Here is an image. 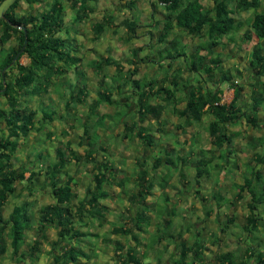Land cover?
<instances>
[{
    "label": "trees",
    "instance_id": "16d2710c",
    "mask_svg": "<svg viewBox=\"0 0 264 264\" xmlns=\"http://www.w3.org/2000/svg\"><path fill=\"white\" fill-rule=\"evenodd\" d=\"M2 1L0 0V3ZM46 1L48 0H17L6 10L4 19H0V52H3L0 53V122L4 121L7 126V136L4 137L3 133L0 134V257L7 250L3 240V236L6 235L11 247V257L15 264H20L24 257L35 261L41 250L40 242H47V231L54 229L56 240L51 243L46 252L51 258L53 257L51 264H76L80 259L90 263L92 256L81 248V241L90 234L83 232L80 227H85L87 223H97L100 226L105 220V212L100 202L108 198V193L103 189V185H114L113 182L119 176L116 175L108 161L96 164V172L91 176L93 189L87 188L86 196L74 202L77 199L73 190L76 183L72 177H67L63 181L61 170L70 160L78 163H81L82 158L84 163L88 160H96L93 155L97 151L95 147L97 141L88 134L89 131L85 127L78 144L83 146L86 140L89 141L84 156H74L68 142L66 144L68 153L59 148L56 149V163L48 169L41 166L37 172L30 170L24 164L15 166V160H13L17 150L16 139L26 137L30 131L35 130L36 114L24 109V106L21 105L22 98L46 94L53 76L67 73L79 62V59L73 56L75 40L70 38L69 29L64 24L66 7H70L74 13L72 18L74 26L87 19L92 11L90 7L92 0H49L47 10L28 15L16 13L20 2L34 5ZM137 1L126 0V7L133 9ZM211 1L213 6L206 9L200 0H149V5L152 8V23L155 26L161 24V30L156 40L160 47L153 46L157 49L158 59L159 61L168 60V66H171L174 59H181L184 69L188 73L187 77L181 78L180 71L176 70L172 76L165 80L169 86L163 87L164 81L163 86L158 88L159 81L156 78L133 79L136 72L133 70L127 74L132 78L130 81L133 90L131 96L136 97L138 120L131 124L124 122V139L130 137L134 129L137 128L135 136L148 149H154L157 136L151 132L152 129H146V126L141 124L145 123L146 117L159 121L165 110L163 101L174 106L183 101L184 109L180 115L190 124L191 122H201L205 115L210 116L206 127L211 145L208 151L217 154L218 161L210 165L212 166L210 170L206 169L207 164L212 162L210 158L204 161L199 159L195 164H190L193 165L195 171L196 185L199 184L201 177L209 176L210 178L212 172L223 171L228 163V158L233 155V138L229 134V127L240 124L242 120L256 130L264 127V123L261 124L258 120L259 112L264 113V109H261L264 102V47L261 46V42H264V10H260L262 0ZM250 9H253V15L246 21L247 28L242 35L243 41L256 42L247 60V73L252 82L249 83L251 100L249 107L247 104H241L243 87L234 80L235 76L230 69L222 68L220 55L218 53L215 56L207 55L215 48L224 46L221 42L223 38L228 41L234 40L232 34L237 32L243 24L237 20L238 13L240 11L248 12ZM159 10L163 12L162 19H154L155 11ZM112 21L113 15L108 14L92 26L95 42L101 40ZM121 25L126 27L132 35L139 27L135 21L127 19L122 21ZM18 27L25 28L26 43H24V32ZM175 28L181 34L201 39V41L189 48L182 41L181 35L173 33ZM12 37L16 38L17 48L8 47L4 50L3 47ZM151 45L153 44L151 43ZM153 47L152 49H154ZM138 51V49H133L132 54L137 56ZM22 56L28 59L26 65L19 61ZM140 61L157 64V62L149 60V57L142 58ZM111 65H114L117 74L121 75V64L109 57L100 58L93 66L95 70L101 71L104 67ZM215 70L218 71L219 76L213 80L216 74L212 73ZM235 70L239 69L235 68ZM105 77L103 76V81ZM178 79L181 80V84ZM223 85H227L233 90V97L227 104L222 102ZM72 88L71 97L75 95L77 101H81L82 96L85 95L86 86L80 83ZM180 93L184 94L183 99L177 98ZM101 94V103L113 104L110 100V87L104 88ZM1 99H4L7 109L3 108ZM152 100L153 103H151ZM89 115L95 116L93 110ZM115 115L119 116V114ZM49 117V114H45L43 119ZM106 118L112 117L99 116L97 118L99 125L103 126ZM154 131L159 134L164 130L162 127H157ZM256 140L259 143L254 140L252 146H261L263 152L261 154L253 153L251 160L246 164L247 173L242 177V183L233 184L236 190V199L247 198L248 213L245 222L240 225V238H238L243 253L240 254L236 249L217 253L210 251L212 253L210 264H264V243L259 244L262 236L264 237V173L257 170L258 165L264 168V137ZM186 143L188 142L184 141V144ZM162 162L167 165L168 171L165 175L169 174L167 178L170 179L174 172L169 167L170 165L174 166V163L168 154L165 157H155L152 166L156 170ZM252 163L253 166H251ZM41 171L44 174V183L52 189L54 201L41 209L36 224L37 235L29 244L27 251H24L21 248L24 245L25 233L33 223L27 204L15 206L7 219L3 217V208L8 202V198L15 192L17 183L27 182L26 187L31 188V182L36 175H40ZM25 173H28L27 178L24 176ZM135 182L137 192L130 197L131 203L137 205L135 216L129 219L130 225L112 226L109 231L111 236H122L124 241L102 240L112 246L114 259L117 260L116 264H151L154 259L152 253L155 250L157 251L155 264H165L163 262L166 261L162 260L163 251L169 249L170 246H173V255L177 256L176 260H172V264H206L204 263L206 256L203 251H209V249L205 246L204 240L200 238V233H195L194 226L186 228V231L191 235L189 238H185L181 233L176 235L163 233L158 227L156 232L150 235L146 248L141 246L140 237L148 233L151 223L148 215L149 207L140 206V204L150 195L153 186L145 178L143 172ZM163 182L164 184L159 183L162 188L169 183L167 180ZM116 185L123 187L124 183L119 182ZM218 195L219 193L212 192L210 197L218 207L221 204L231 205V200L228 199V201L227 198L224 199L223 196L219 195V197ZM173 209L171 208L166 216L173 217L175 215V209ZM206 210L208 209L205 208V212L208 213L209 210ZM166 223H169V220ZM233 223V216L227 217L224 222H218L219 230L217 233H211V244L218 245L222 240V234L233 235L234 232L228 231L229 225ZM242 237L245 240H242ZM170 262L171 260H167L168 264Z\"/></svg>",
    "mask_w": 264,
    "mask_h": 264
},
{
    "label": "rangeland",
    "instance_id": "374dc122",
    "mask_svg": "<svg viewBox=\"0 0 264 264\" xmlns=\"http://www.w3.org/2000/svg\"><path fill=\"white\" fill-rule=\"evenodd\" d=\"M49 0L42 4H34V5H28L24 2H20L16 9V13L18 15H28L29 13L35 14L37 12H41L43 10H47ZM146 4V0L144 1ZM201 2H205L201 0ZM144 4V3H143ZM93 10L94 12L89 15V17L83 21L80 24H77V26H74L76 29H78V32H80L79 35H77L79 42H81V46L85 47L84 54L90 55L89 57L96 54L95 50H100V44L104 42V44H109L112 46L111 48V56L113 59H118V61L122 66L124 63L121 62L123 59L128 58V49L129 45L132 48H129V51L134 48V45H131L128 43L125 38L121 39L126 34L120 35V33L116 30V27H120L121 22L124 21L122 18L125 16H129L130 9L126 7V0H92ZM230 5V3H229ZM251 10V9H250ZM148 12H150V20L152 15V8L150 7L148 9ZM156 15L154 19L160 20L162 19V11H155ZM90 14V13H89ZM108 14L113 15V21L111 24H109V28L107 29L104 36L101 38L100 41L95 42L93 39L90 40L92 36L91 27L97 23L98 20L102 19V16H106ZM252 11L245 12L241 14L239 17L237 16V19L243 20L242 21V28L238 30V32L233 33L232 36L234 38L233 41H228L226 38H223L221 42L224 44L222 47L219 46L215 48L214 50L208 52L209 55L207 56H215L217 53L220 55L222 59V68L223 69H230L231 72L234 74V80L238 82L243 87V91L241 92V98L240 102L242 105L247 104L249 106L251 100H250V89H249V83H252L249 79V74L247 73V67H248V58L250 57L251 50L253 48L254 42L253 41H243V31L247 28L246 21L249 19V16H252ZM73 11L70 9V7L67 6L65 11V17H64V24L66 26H72V18H73ZM121 20L120 24L119 21ZM152 22V20H151ZM123 28V26H122ZM125 28V27H124ZM149 31L144 32L141 27L136 32L135 36L131 38V40L138 44V46L144 48V44H153V46H157V48L160 47V45H157V34L161 30V24L158 26H155L152 23V26H149ZM175 35L179 34L182 37V41L187 45V47L191 48L194 44H197L201 41V39L198 38H192L188 37L185 34H181L179 30L174 31ZM128 35V34H127ZM76 39V36H75ZM126 41V42H125ZM220 42V44H222ZM8 47H14L17 48L16 38L12 37L10 41L3 47L4 50ZM108 47L106 46V49ZM102 50V49H101ZM3 53V52H0ZM107 53V52H106ZM206 54V53H204ZM120 56V57H119ZM142 56V54H141ZM140 58V57H139ZM139 60V59H138ZM20 63L25 64L26 58L25 56H22V58L19 60ZM144 63V62H142ZM128 67L127 63L123 66V68ZM236 66V67H235ZM114 65H111L110 68H106L107 74H116V69H113ZM137 67L141 70L144 68V64H139ZM235 68H238L241 72L234 71ZM150 69V68H149ZM171 71L172 73L168 74V77L172 76L173 73L176 72V70L181 71L184 69V64L181 62V59H174L171 63ZM7 70V69H5ZM115 70V71H114ZM111 71H114L111 73ZM124 74V72H122ZM143 74V73H141ZM144 73L142 77H152V74L150 72V75L147 76ZM182 74V71H181ZM215 75L213 80H216L219 76V73L217 70H215L213 73ZM141 80V79H140ZM108 82V81H107ZM167 81H165L166 83ZM164 83V82H163ZM110 84V82H109ZM168 84V82H167ZM211 84V83H210ZM166 85V84H165ZM204 86V84H202ZM107 84L103 87L106 88ZM127 84L125 85V82L123 83V88H126ZM169 86V85H168ZM212 86V85H211ZM127 89V88H126ZM223 95H222V102L228 103L232 97L233 93L232 90L227 85H223ZM125 96V95H124ZM27 102V101H26ZM38 101L32 99L29 101L30 107H34L35 104H37ZM1 104L3 105L4 109H7L5 105L4 99H1ZM251 106V105H250ZM249 106V107H250ZM59 111V106L56 107ZM169 110L171 107H168ZM264 109V102L262 103V108ZM52 110L48 108V112L50 113ZM57 114V113H56ZM167 122L172 125H177L175 128L170 126V130L168 129L169 126L163 127L164 133H160L162 136L161 138L155 140V148L154 149H143L142 147H134L132 152H130V158L132 159V156H136L137 150L142 149V158L146 157L149 162L148 167V181H150L151 185L154 189H161L162 187L159 186V183L167 180L170 183L166 185L164 188L168 189L169 194L167 195L170 199L174 200L176 198L175 191L181 190V196L184 198V204L182 205L184 208L177 202L176 204H170L169 201L166 198H163L164 196L160 197L155 202H153L152 215L150 216L151 221V227L148 229V237L146 236L147 233L143 234L141 237V246L144 243H148L150 235L154 234L156 232V228H161V232L163 233H169L171 234V231L176 224L180 225L183 222L180 220L182 217L178 218L176 220V217L174 219V224H166V226L163 223V219L169 218V216H166L167 212L169 213L171 208H174L176 213V209L179 211V213H185L183 215V219L187 217L188 219L192 220V224L195 227V230H199V232H203V234L206 236V240L210 238L209 232H212L215 230L216 225L212 218H208L206 216V230L204 227L201 226V224L195 225L196 222L199 221L197 217L199 214L206 215L205 213V207H209L208 210H211V212H216V216L218 215V218H221L220 222H224L227 217H234V223L229 225L228 231L234 232L232 235V240H225L226 244L223 242L224 240H221L218 245H213L209 243L207 245V248H211V252H222V251H228V250H234L236 249L237 252H240V254L243 253V249L241 245L239 244V231H240V225L245 222L246 214L248 213L246 202L247 198L244 200H238L236 199V190L234 189L233 184H241L242 183V174L245 170V163L249 160H251L252 155L254 152L262 153L263 148L261 146H252L253 142L259 143L257 138L264 137V127L260 128L258 130L251 128L249 125L243 122V120L240 122V124H237L235 126L229 127V134L232 135L233 138V145H232V153L233 155H230L228 158V170L234 168L236 165L238 167V171H234L233 173L230 171H216L217 173H211V176H204L199 179V184L196 185L195 183V171L194 168L190 165L191 163L197 162L199 159L201 161L207 160L208 158L211 159L212 162H209L206 166V169H211L214 162H217L218 159L216 158L217 154H213L212 152L208 151L211 148L208 134H207V123L210 120L209 115H205L201 122L195 123L191 122V124H186L182 119L176 115V113H171V110L167 113ZM59 115V114H57ZM83 115H81L79 112H76L74 114L71 113V118H73L71 121H69V124L63 125L61 121H55L53 124L47 123L46 127L44 126L45 123H41L40 129L37 131H30L29 134L26 137H20L17 138V150L15 154V166H20L21 164L24 166H28L30 170H37L40 168V166L37 163L38 155L43 159V166L46 164H50L49 161L51 159L50 156L54 154L53 148L56 146H60L61 150L66 151L68 153V150L66 149V144L70 143V150L73 152H76L77 155L84 156V148L77 145L75 142L78 140L79 134L83 133L82 130L74 129L75 126H78V123L73 120L81 119ZM259 116V122L261 124L264 123V113L258 114ZM66 117H69L66 116ZM95 117V116H94ZM87 122V121H86ZM89 122V121H88ZM167 123V124H168ZM6 124L5 122H0V134L3 133V136L6 137ZM177 128V130H176ZM107 129V128H106ZM155 128H152V133L156 136V133L154 131ZM90 132V131H89ZM158 134V135H160ZM50 135V136H49ZM158 138V137H157ZM174 139H178L177 141H174ZM188 143L184 144V140ZM192 139V140H191ZM255 140V141H254ZM105 141V140H104ZM73 144V145H72ZM72 145V146H71ZM131 145V144H129ZM136 146H141V144L138 142H135ZM172 145V147L170 146ZM143 146V145H142ZM118 146V151H119ZM130 148V147H129ZM174 149V150H173ZM166 151V152H165ZM84 153V154H83ZM169 155L172 159L174 166L170 165L169 169L174 172L173 177L168 179V175H165L167 173V165L161 164L158 169L153 168V161L154 158L157 156L165 157V155ZM110 154L108 152H104L105 157H109ZM99 156V155H98ZM97 155L95 156L97 160L100 159ZM53 157V156H52ZM125 157V156H124ZM204 157V158H203ZM206 157V158H205ZM113 161V160H111ZM116 161V160H115ZM232 161V162H231ZM83 162V158L81 163L73 162L71 164H68L65 168L67 173H65L66 177H68L69 174H73L74 180L76 178V186L74 187V192L76 193L78 198H84L86 195L87 188L93 189V181L91 179V165L90 163L87 164ZM185 163V164H184ZM127 164V163H125ZM148 165H146L147 167ZM165 168H164V167ZM253 166V163L251 164ZM132 167H136L135 164H132ZM163 167V169H161ZM227 167V165H226ZM225 167V168H226ZM234 170V169H232ZM257 170H260L262 173H264V168L261 167V165H258ZM134 172V171H133ZM211 172V171H210ZM134 174V173H133ZM24 176L27 178L28 173H25ZM183 176V177H182ZM63 181L66 180V177L63 175ZM119 179V177H118ZM117 182V180H115ZM113 182L116 184V182ZM124 181V180H122ZM136 181V180H135ZM132 185L131 183L127 185L130 187H136L135 182ZM27 182L24 183H17L16 184V190L15 192L8 198V202L6 203L5 207L3 208V217L4 219H7L9 217V214L14 209L15 206L21 205L23 203L27 204V209L29 214L32 217L33 223L31 224L30 229H28L25 233L24 238V245L21 248V250L27 251V248L29 244H31L32 240L37 235L36 230V220L40 216L41 209L46 206L47 204L52 203L54 200L52 198V189L44 183V174L43 171L40 172V175H36L31 182L32 185L31 188H27L26 186ZM125 186V185H124ZM129 187V188H130ZM110 188L114 189L112 197L108 198L104 201L106 206L108 207L109 211H105L106 221H103L100 226H98L97 223H87L86 226L80 227L83 232H87L90 235H88L83 241H81V248L88 252L90 256H92L91 262L88 263L84 259H81L78 261L77 264H116L117 260L114 259L113 256V249L112 246L109 245L106 240H114L113 237L109 233L110 226H114L115 221L118 220L119 217H123V220L129 223L128 220L130 219L129 211H133L137 208L136 204L131 203V199L129 196L124 195L122 198L123 202H126L128 207H124L122 203L119 204L118 198L116 201H112L111 199L114 198L116 188L115 186H110ZM153 190H151L152 192ZM164 191V190H163ZM195 191H201V196H198L195 194ZM218 192L220 196H223L226 200H231L232 203L226 209L219 210L218 206L215 204V202L210 198L212 192ZM160 192V191H159ZM218 195V196H219ZM219 196V197H220ZM246 197V195H243ZM206 197V198H205ZM78 198L74 201L76 202ZM155 197L153 196L152 200ZM205 198V199H203ZM171 200V201H172ZM228 200V201H229ZM210 203V205H209ZM74 204V203H73ZM122 204V205H121ZM198 210H196L197 208ZM204 207V208H203ZM206 207V208H207ZM195 208V209H194ZM173 209V210H174ZM172 210V211H173ZM203 210V211H202ZM198 211V212H197ZM156 212L158 217H160V221L156 215ZM203 212V214H202ZM199 213V214H198ZM179 217V216H178ZM123 220H121L123 222ZM162 223V225H161ZM199 223V222H198ZM114 224V225H113ZM159 225V226H158ZM171 225V226H170ZM202 227V228H201ZM176 229V228H175ZM204 229V231H202ZM186 230V229H185ZM219 229H217L218 231ZM182 231V232H181ZM180 233L185 238L191 237L190 233L187 231H183V228H180ZM47 236V242H40V253L38 254V258L34 261H30L27 257H24L21 259L20 264H51L53 261V257L51 258L46 252L49 250L51 243L56 240V231L54 229H49L46 233ZM4 244L6 246V253L3 254L0 257V264H15L11 257V247L9 244V239L6 235L3 236ZM234 240V241H233ZM242 240H245L244 237H242ZM205 241V240H204ZM264 237L262 236V240L259 244H263ZM104 242V243H103ZM241 242V241H240ZM142 250V249H140ZM143 251V250H142ZM173 251L172 246L169 247V249L163 251L162 259L166 262H163L165 264L167 263V260H171V257L167 255L168 252ZM209 252V251H208ZM211 252L207 253L206 256V264H210L211 260ZM57 256V255H55ZM153 256V264H155V257H157V251L155 250L152 253ZM209 261V262H208Z\"/></svg>",
    "mask_w": 264,
    "mask_h": 264
},
{
    "label": "crops",
    "instance_id": "0c3cea01",
    "mask_svg": "<svg viewBox=\"0 0 264 264\" xmlns=\"http://www.w3.org/2000/svg\"><path fill=\"white\" fill-rule=\"evenodd\" d=\"M144 1L145 0H138L135 4L134 8L130 9L131 13L129 14V16L127 15L126 17L124 16L122 18V20H124V19L130 20V21L133 20L137 23V26H139L136 29L134 36L140 27L144 32H147V31L150 32L149 26L152 25V22L149 18L150 12H148V9L150 8L149 0H146V4ZM202 1H204V0H202ZM200 2H201V0H200ZM201 3L204 5V7L206 9H210L213 6L211 0H205L204 3L203 2H201ZM90 7H91L92 11L89 15H91L94 12L92 1L90 2ZM260 10H264V0H262V6H261ZM249 11H252V13H253V9H251ZM243 13H245V12L240 11L238 13V17ZM103 16H102V19H103ZM249 18H250V16H249ZM101 20H98L97 22H99ZM237 20H240L241 23L243 21V20H241V18L237 19ZM71 22H72V20H71ZM120 22H121V20L119 21V24H120ZM75 26H77V25H75ZM66 28L69 29L70 38L75 40L74 41V44H75L74 50L75 51H74L73 56L77 57L79 59L78 64H76V66H73L72 69L68 70L67 73H64L62 75L53 76L51 84L48 87V92L46 94H38V95H34V96H25L24 98H22V101H21L22 104L21 105L24 106V109L26 111H33L36 114L35 123H34V128H35L34 131H37L38 129H40L41 123H45V125H44L45 127H46L47 123H49L51 125L55 121H61V122H63L62 123L63 125H65V124L68 125L69 124L68 120L71 121L73 119V118H71V113L74 114L76 112H79L81 115H83L81 119L73 120V122L76 121L78 123V126H75L74 129L82 130V128H83V130H84V128L86 127L88 129V131H90L88 134L97 141L96 146H95L97 151L93 155V157L96 160H88V162H87V164L90 163V165H91V169H92L91 170V176L93 173L96 172V170H95L96 164L97 165L103 164V163H105V161H108L109 165H111V167L113 168L116 175L119 176V179L118 178L116 179L117 182L115 181L116 184H118L119 182H123L125 185V186L123 185V187H119L118 185L114 184L117 191L114 192L116 196H114V198L111 200L116 201L117 197H119L118 201L120 204L123 202L122 198L124 195H126V196L128 195L130 198V197H132L133 194H135L137 192V188L130 187L131 185L127 187L128 184L131 183L133 185L136 178L138 176H140V174L142 172L145 173V178L148 179V176H147L148 172L147 171H148V167H149L148 159L146 157L142 158V156H141L142 155V149H140V148H139V150H137L136 156L135 155L132 156L133 160H131V158H130L129 153L132 152L134 147H136V149H137V147H142L145 150H146V148H148L138 139V137L135 136L136 132H137V128L134 129V131L132 132V135L130 137H128L127 139L123 138L124 122L131 124V123H136L138 120V116H137L138 106L135 105L136 97L133 95L131 96V92H133V90L131 88V82L130 81L132 78L138 79V80L142 79L143 78L142 75L144 73H146L145 75L149 76L150 72H151V73H153L152 78H156L157 81H159L157 83V87L159 88V87L163 86V82L168 77V74L172 73L171 71H173V70L171 69V66L167 65L168 60L159 61L158 55L156 52L157 49L155 47H153V45L147 43V44H144V48L138 46V44L136 45V43H134L130 38L131 36H133L132 33L128 32L126 27L124 28V26H123V28H122V26H120L118 28L116 27V30L120 33V35L126 34L121 39L125 38V40L127 41L128 38H130L128 40V43H130L131 45H134L133 49L139 50L137 52V56H134L132 54L133 49H131L129 51V48H132L129 45V48H127L128 49V58L121 60V62L124 63L123 66L125 65V63H127V65H128V67L126 66L125 68H123V66L121 65L122 66V72H124V74L121 73V75H120V74H117V72L115 74V72H114L115 70H114V71H111V73L114 72V74L108 75L106 72V68H110V66L104 67L101 71L95 70L93 65L96 64L100 60V58H105V57L112 58L111 51H110L112 46H110L108 43L104 44V42H103L102 44H100L101 45L100 50H97V51L95 50L96 54L89 57L90 55L84 54V52H85L84 48L85 47L81 46V42H79V40H77L78 39L77 35L80 34V32H78V29H76L73 24H72V26H66ZM240 28H242V27H240ZM0 30H1V26H0ZM175 30L177 31L176 28L174 29V31ZM91 31H92V29H91ZM244 31H243V33H244ZM158 34H159V32H158ZM75 36H76V39H75ZM92 39H93V32H92V36H91L90 40H92ZM255 43L256 42H254V44ZM106 46L108 47L107 49H106ZM151 46L154 49H152ZM261 46L264 47V42H261ZM141 54H142V56H141ZM146 57H149V60H153V61L157 62V64L146 63V61L144 63H142V61H140V59H142V58L144 59ZM113 60L118 61V59H116V60L113 59ZM26 61L27 62L24 65H26L28 63V59H26ZM147 61H148V59H147ZM139 62L141 64H144V68L141 70L137 67ZM112 68L115 69V67H112ZM132 70L136 71V72H135V76L130 78V75H127V74L132 72ZM181 71H182V74H181ZM181 71H180V77L181 78L188 76V73L186 71L185 72L183 70H181ZM141 73H143V74H141ZM103 76H106L104 78V81H103ZM120 76H122L121 79H119ZM109 82H110V84H109ZM124 82H125V85L127 84V86H126L127 89L123 88ZM178 82L180 84L182 83L180 79H178ZM80 83H82V85H85L86 89L84 91L85 95L82 96L81 101H77V99H76L77 97L75 95L73 97H71V92L73 91L72 86H74L76 84H80ZM106 84H107L106 87H110V100L113 102V104H111V105H109L108 103H101L102 102L101 101V99H102L101 93L104 91L103 86ZM165 84L163 87L167 88L168 87L167 82ZM232 93H233V90H232ZM161 96H163V94H161ZM177 98L183 99L184 94H182V93L178 94ZM32 99L38 101L37 104L34 105V107H30V105H29V101ZM66 102H67V106H66ZM151 103H153V100L151 101ZM163 104L165 105V110L162 114V117L159 119V121H154V120L150 119V117H146L145 123H143L141 125L146 126V129H150V130L152 128H157V127H160V128L162 127V130H164L163 127H166L167 125L169 126V128H168L169 130L171 129L170 126L175 128L177 125L169 124L166 120L168 117L167 113L170 110H171V113H173V114L176 113V115H178V117L180 119H182L184 122H186V124H188V125L190 124L189 122H187L185 120V118H182V116L180 115L184 109V102L183 101L176 104L175 106L172 104H167L166 101H163ZM127 105H129V106H127ZM250 105H251V102H250L249 106ZM58 106H59V109L61 111H59L58 108L56 109V107H58ZM168 107H171V109L169 110ZM48 108H50L52 110L50 113L48 112ZM91 110H93V113H95V117L89 115ZM56 113L59 115H57ZM45 114H49L50 119L49 118L43 119ZM115 114H119V116L116 117ZM68 115H69V117H66ZM102 115H105V116L107 115V116L112 117V118H106L103 122L104 123L103 126L99 125V122L97 121V118L99 116H102ZM176 130H177V128H176ZM162 135L161 134L158 135V133L156 134L158 139L161 138L160 136H162ZM81 136H82V134H79L78 140L75 142L77 145L80 142ZM177 140L178 139H174V141H177ZM183 141H185V139ZM88 142L89 141L86 140L85 144L83 146H81L84 148V153L88 149ZM135 142L136 143L139 142L141 144V146H136ZM129 144H131V145H129ZM118 146L120 147L119 151H118ZM170 146L172 147V145H170ZM58 148L61 149L60 146H56L53 148L54 154L52 155L53 157L50 156L51 157V159L49 161L50 164H46L43 166V164H42L43 159L40 157V155H38V159L36 160L38 165L40 167L43 166L45 169H48L51 166H53L56 163L55 150ZM104 152H108V154H110L109 157H105ZM96 155L97 156L99 155L98 156V157H100L99 160H97V158L95 157ZM74 156H79V155H77L76 152H74ZM111 160H113V161H111ZM248 161L245 163V165L248 163ZM73 162H75V161L70 160L68 163H66V166L68 164L73 163ZM76 163H78V162H76ZM125 163H127V164H125ZM228 163H229V161H228ZM228 163H226L227 167L224 169V172H226L228 170L227 169L229 166ZM132 164H135L136 167L135 168L132 167ZM162 164H164V163L162 162ZM146 165H148V166L146 167ZM66 166H65V168H66ZM163 167H161V169H163ZM158 168H159V166L157 167V169ZM246 168L247 167H245V170L242 174V177L245 176L247 173ZM257 168H258V166H257ZM232 169H234V170H232ZM232 169H229L228 171H230L232 173L236 170L238 171L237 165ZM61 172L63 173L62 176L64 175L66 177L65 173H67V171L65 169H62ZM68 177H72L73 181L76 183V181H75L76 178L74 180L73 174H69ZM122 180H124V181H122ZM169 183H167L166 185H168ZM110 186H113V184L103 185V189L108 193V198H110V196L112 197V194L114 191V189L110 188ZM151 190H153V191L150 192V195L146 198V200L144 202H142L140 204V206L149 207V210H150L148 212L149 216L152 215V213H150L152 211L151 205H153V202H155L157 200V198L159 199L162 196H164L163 198H166L167 200L169 199L170 204H176L178 202L180 204V207L184 204V201H185L184 198L179 196L181 193L180 189L178 191H175L176 198H174V200L170 199L167 196L169 194L167 188H161V189L152 188ZM195 192H196L195 194H197L198 196L202 195L201 191H195ZM214 192L218 193L216 191H214ZM153 196L155 198L152 200ZM108 198L103 199L100 202L102 204L101 206L103 207L104 212L109 211L108 207L104 203V201L107 200ZM205 198H203V199H205ZM81 199H83V198H78V200H81ZM122 204L124 205V207H126L128 205L126 202H123ZM246 204H247V202H246ZM209 205H210V203H209ZM228 206H229V204H226V205L221 204L218 208L221 211L223 209H226V207H228ZM183 208L185 211V207H183ZM136 209L134 210V214H133L132 210L129 211L130 218L135 216ZM177 209H176V213H175V215H173V217L163 219V223L165 225L166 224L169 225V224H174L173 218L176 217V220H177L178 218L182 217V219L180 220V222L181 221L183 222L182 224H180V225L176 224L175 226L170 225L171 227H174L171 231V234H174V235H176L177 233H180V228H183V231L185 232L186 231L185 229L187 227H192L194 225V224H192L193 219L190 220L187 217H185L183 219V215H185V213H183V214L179 213V211ZM206 209H209V207H207ZM196 210H198V208ZM206 211H208V210H206ZM216 212H213V211L211 212V210H209V212L208 213L205 212L206 215H203V216L198 213L199 216L197 217V219H199V221H198L199 223L196 222V224H195L196 226L198 224L203 223V224H201V226L205 228L206 224H207V223H205L206 222L205 218L207 216L208 218H212L214 220L215 225L217 227V228H215L214 231L209 232L210 238L207 240H206V236L203 234V232L201 233V232H199V230H195V233L199 232L200 238L202 240H205L204 242L206 244L205 245L206 247L212 241L211 240L212 239L211 233H217L218 232L217 231L218 222L221 221V218H218V216H216ZM202 214H203V212H202ZM118 220H120V221L119 222L115 221L114 222L115 225L113 224L116 227L122 226V225H130V223L127 224V222L123 220V217H121V218L119 217ZM121 220H123V222ZM160 220L161 219L159 218V221ZM167 220H169V223H166ZM104 221H106V216H105ZM36 222H38V219L36 220ZM150 223H151V221H150ZM161 225H162V223H161ZM168 225H166V226H168ZM109 228H112V226H110ZM194 229H195V227H194ZM205 230H206V228H205ZM202 231H204V229ZM146 236L148 237V233ZM113 239L114 240H123L124 238L122 236H114ZM140 239H141V237H140ZM221 239L224 240L223 242L226 244L225 240H230V242H231L232 235H229V233L222 234ZM142 246L146 248V243H144ZM172 249H173V246H172ZM208 249H209V252L212 251L211 248H208ZM209 252H208V250H204L203 254L206 255ZM167 255H169L171 257V262L169 264H172V260L177 259V256L173 255V251L168 252ZM204 260H206V259H204ZM204 263H207V262H204ZM151 264H153V262Z\"/></svg>",
    "mask_w": 264,
    "mask_h": 264
},
{
    "label": "water",
    "instance_id": "95a60500",
    "mask_svg": "<svg viewBox=\"0 0 264 264\" xmlns=\"http://www.w3.org/2000/svg\"><path fill=\"white\" fill-rule=\"evenodd\" d=\"M17 0H3L0 3V19H4V14L6 10ZM24 32V43H26V30L24 27H18ZM16 59V58H15ZM15 59L13 60L12 64L14 63Z\"/></svg>",
    "mask_w": 264,
    "mask_h": 264
}]
</instances>
